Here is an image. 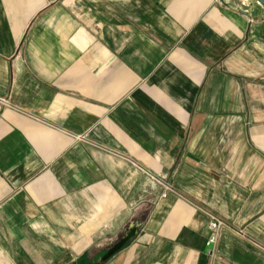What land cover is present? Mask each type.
Returning <instances> with one entry per match:
<instances>
[{
    "label": "crops",
    "instance_id": "1",
    "mask_svg": "<svg viewBox=\"0 0 264 264\" xmlns=\"http://www.w3.org/2000/svg\"><path fill=\"white\" fill-rule=\"evenodd\" d=\"M131 228L100 264H264L263 9L0 0V264H97Z\"/></svg>",
    "mask_w": 264,
    "mask_h": 264
},
{
    "label": "water",
    "instance_id": "2",
    "mask_svg": "<svg viewBox=\"0 0 264 264\" xmlns=\"http://www.w3.org/2000/svg\"><path fill=\"white\" fill-rule=\"evenodd\" d=\"M247 3H255L259 5L263 11H264V0H246ZM232 6V5H230ZM136 234V228H131L129 229L128 233L125 234L124 237H122L118 242L112 245V247L108 250L106 255H104L98 262L97 264L103 263L106 260H108L110 257H112L114 254L119 252L127 243H129L135 236Z\"/></svg>",
    "mask_w": 264,
    "mask_h": 264
},
{
    "label": "built area",
    "instance_id": "3",
    "mask_svg": "<svg viewBox=\"0 0 264 264\" xmlns=\"http://www.w3.org/2000/svg\"><path fill=\"white\" fill-rule=\"evenodd\" d=\"M164 196V194H163ZM225 227L223 221L217 219L216 217L210 216L209 230L210 235L206 240V246L208 248V255H213V249L218 241V237L222 229Z\"/></svg>",
    "mask_w": 264,
    "mask_h": 264
},
{
    "label": "rangeland",
    "instance_id": "4",
    "mask_svg": "<svg viewBox=\"0 0 264 264\" xmlns=\"http://www.w3.org/2000/svg\"><path fill=\"white\" fill-rule=\"evenodd\" d=\"M239 4H240V2H239ZM76 139L77 140H79V141H85V139H86V137L85 136H80V137H76ZM150 179L153 181V182H155V183H158V185H161L162 183H160V181L159 180H157L156 178H154V177H150ZM164 186V192H173V190L172 189H170V188H168L166 185H163ZM218 219V218H217ZM224 229V228H223ZM125 236V235H124ZM123 235H122V237H124ZM118 242V241H117ZM115 244V243H114ZM113 245V244H112ZM112 245H110L109 244V248H111L112 247Z\"/></svg>",
    "mask_w": 264,
    "mask_h": 264
}]
</instances>
